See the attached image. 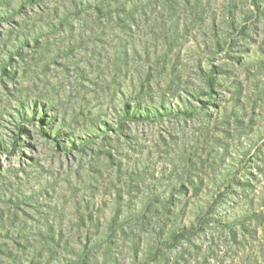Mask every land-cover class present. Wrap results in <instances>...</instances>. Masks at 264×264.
Wrapping results in <instances>:
<instances>
[{
	"label": "rangeland",
	"instance_id": "obj_1",
	"mask_svg": "<svg viewBox=\"0 0 264 264\" xmlns=\"http://www.w3.org/2000/svg\"><path fill=\"white\" fill-rule=\"evenodd\" d=\"M0 264H264V0H0Z\"/></svg>",
	"mask_w": 264,
	"mask_h": 264
}]
</instances>
